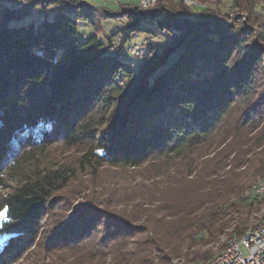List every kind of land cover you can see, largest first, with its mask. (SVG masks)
I'll return each instance as SVG.
<instances>
[{"label":"trees","instance_id":"16d2710c","mask_svg":"<svg viewBox=\"0 0 264 264\" xmlns=\"http://www.w3.org/2000/svg\"><path fill=\"white\" fill-rule=\"evenodd\" d=\"M195 1L121 13L123 42L167 38L134 70L97 36L78 38L71 14L98 30L87 1L44 3L53 18L27 27L8 20L37 2L0 11V264L30 251L29 264H206L222 238L255 227L264 8L229 0L241 29L222 24L221 0ZM57 145L75 159L48 161ZM104 170L130 178L95 186L102 195L86 186L77 212L54 213L70 184Z\"/></svg>","mask_w":264,"mask_h":264},{"label":"rangeland","instance_id":"374dc122","mask_svg":"<svg viewBox=\"0 0 264 264\" xmlns=\"http://www.w3.org/2000/svg\"><path fill=\"white\" fill-rule=\"evenodd\" d=\"M142 0H108L104 1L98 5L90 4L91 9L89 13L91 15V22H93L94 26L98 30H95L87 21L82 19L81 16L75 17L73 14L70 17L76 21L77 23V35L81 40H85L93 35L97 36V38L109 46L112 50L113 57H119L116 55H120L122 61L125 63H130L132 70H134L139 63L143 60L146 46L147 45H157V46H165L167 44V38H163L159 36H150L144 33H135L130 39L126 42H123V36L121 33H118L120 28L125 26L126 20L121 13L124 10L132 9L140 6V2ZM169 2H174L175 0H166ZM208 0L207 2H209ZM222 2L224 4H222ZM229 0H221L220 9L223 14H226L228 17L224 19L227 21L231 19L232 22H229L228 25H233L234 28H243V23L245 21V15L238 14L235 15L229 10V4H227ZM226 4V5H225ZM205 7V6H204ZM56 13V6L53 4L45 5L41 0L37 1L35 6L23 17L14 19L11 18L8 20L9 27H27L32 20L35 18V25L39 22L50 21L54 14ZM106 14L111 15V17L106 18ZM244 17V20L241 18ZM137 48V53L132 54V51ZM119 50H121L119 54ZM116 52V55H115ZM76 157V156H75ZM74 153L68 152V150L59 147V145L55 146L49 153L48 161H65V160H74ZM74 158V159H73ZM128 179V173L121 171H111L104 170L96 179L91 177H85L77 180L76 182L70 184L67 190L61 194V201H59V205L57 210H55V214L59 216H69L74 212H77L78 206L83 200L79 197L83 192V188L86 186H92L97 189L98 193L102 191H98V188L95 186H100L101 184H108L111 181H116L117 185L121 182V179ZM110 181V182H109ZM85 184V185H84ZM129 184V183H128ZM124 185H127L124 184ZM116 191H118L116 189ZM75 208V209H72ZM61 210V212H60ZM70 211V212H68ZM3 213H0V221L3 219ZM264 218V207L261 208L260 212L256 216L255 225ZM229 238H222L220 242L213 247H211V251L213 254H216L220 249H222ZM3 239L0 238V245ZM35 251H30L27 255V259L20 261L17 264H29L31 258L33 257Z\"/></svg>","mask_w":264,"mask_h":264},{"label":"built area","instance_id":"2783aa9c","mask_svg":"<svg viewBox=\"0 0 264 264\" xmlns=\"http://www.w3.org/2000/svg\"><path fill=\"white\" fill-rule=\"evenodd\" d=\"M39 0H0V11L16 10L25 11L30 9ZM60 1H87L93 5H98L108 0H41L43 3H55ZM187 7L196 5L195 0H182ZM259 6L264 8V0H258ZM155 4V0H142L139 8L142 10L150 8ZM244 20V17L241 18ZM34 18L32 21H35ZM231 19L223 21L227 26ZM242 29V27H241ZM137 53V48L132 54ZM250 193L254 202L264 195V178L252 185ZM206 264H264V218L248 230L242 237L228 239L222 249L212 256Z\"/></svg>","mask_w":264,"mask_h":264}]
</instances>
